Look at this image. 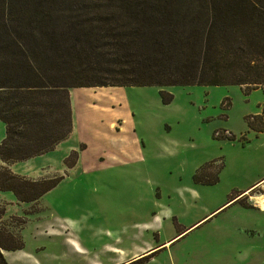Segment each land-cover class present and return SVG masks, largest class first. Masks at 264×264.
<instances>
[{"label": "rangeland", "instance_id": "374dc122", "mask_svg": "<svg viewBox=\"0 0 264 264\" xmlns=\"http://www.w3.org/2000/svg\"><path fill=\"white\" fill-rule=\"evenodd\" d=\"M70 97L71 134L15 168L62 180L38 201H0V227L15 234L26 222L35 264H114L112 248L135 245L146 253L123 264L149 253L136 264H264V210L236 196L264 169V137L244 138L264 128V86L80 87ZM223 130L233 136L215 135ZM68 148L79 153L72 170ZM43 223L58 236H39Z\"/></svg>", "mask_w": 264, "mask_h": 264}, {"label": "trees", "instance_id": "16d2710c", "mask_svg": "<svg viewBox=\"0 0 264 264\" xmlns=\"http://www.w3.org/2000/svg\"><path fill=\"white\" fill-rule=\"evenodd\" d=\"M151 85L264 86V0H0L5 164L67 137L69 88ZM70 155L67 168L78 153ZM5 164L0 190L19 201H37L64 177L30 179ZM23 224L15 234L0 227V264H8L1 249L23 247Z\"/></svg>", "mask_w": 264, "mask_h": 264}, {"label": "crops", "instance_id": "0c3cea01", "mask_svg": "<svg viewBox=\"0 0 264 264\" xmlns=\"http://www.w3.org/2000/svg\"><path fill=\"white\" fill-rule=\"evenodd\" d=\"M116 87H118V86H116ZM74 88H80V87L69 88L70 106H71V97H70L71 96V91ZM84 88H94V87H84ZM101 88H106V87H101ZM71 113H72V111H71ZM73 125H74V121H73V113H72V130H73ZM72 130H71V132H72ZM4 132H5L4 123L0 120V141L2 140V138L4 136ZM71 132L69 134H71ZM259 137H264V130L262 131V130H257V129L253 130L252 129L251 133H249V136H246V134L244 135V138L247 140V142L251 141L252 139H258ZM65 139H63L62 141H64ZM62 141L58 142L54 146V148L52 150L47 151L45 153L30 157V158H27V159H24V160L10 162L8 164H5L3 161L0 160V165H2V164L7 165V167L10 170H12L14 173H16V174L27 175V174H24V173H20V172H18L15 169L18 164L25 163L26 166L27 165L29 166L30 164H32V160L33 159L38 158V157H42V156H45V155H49V154L55 152L58 149V147L60 146V144L62 143ZM140 142H143V141L141 140ZM242 145H244V143ZM85 147H86V145H84L83 148L78 149V150L81 151V150L85 149ZM71 150H73V149H70V148L66 149V151H65V153L63 154L62 157H65L66 155H69V152H71ZM78 158H79V153H78V156H77L75 164L72 167H70L69 170H72L78 164L77 163L78 162ZM35 167H37V166H35ZM27 176H29V175H27ZM32 177H35V176H32ZM263 179H264V169H262L259 172H256L255 174H253L251 176L250 183L246 187H244L243 189L239 190L238 191L239 193L236 196H238L239 194H241L243 192H246V194H244V195L247 196L249 198V200H251L252 206H256L259 209L264 210V209H262V207L258 206V199H259L260 196H264V192L263 191L254 192V190L257 187L255 189L247 191L251 186H253V185H255V184L259 183V182H260V185L264 184ZM2 199H6V201L13 202V199H16V198H15L14 194L11 191H9V190H0V201H2ZM227 201H225L220 206L224 205ZM211 212H209L208 214H210ZM25 223L22 225L21 229L19 230L20 235H21V230L25 227ZM43 224L44 225L40 229H38V232H41V234L39 236H42V235L43 236L47 235L48 237L58 236L57 234H58L60 229L56 228L53 223H51V224L50 223H43ZM37 228H36V230H37ZM21 237H22V235H21ZM68 239L70 240L69 241L70 243H73L72 245H75V247H79V245L75 242V240H71V238H68ZM23 243H24L23 247L19 248V249H15V250L1 249V252H2L3 256L5 257V259L7 260L8 264H35L36 263V258L33 255V253L25 252V248H26L25 247V242L23 241ZM167 243L168 242L166 241V244ZM112 249H115L114 251L118 255V257H117V259H116L114 264L126 263V262H128V261H130V260H132V259H134V258L146 253L145 252L146 247L145 246H138V245H135L132 250L131 249L119 248V247L112 248ZM95 264H99V263L96 262Z\"/></svg>", "mask_w": 264, "mask_h": 264}, {"label": "built area", "instance_id": "2783aa9c", "mask_svg": "<svg viewBox=\"0 0 264 264\" xmlns=\"http://www.w3.org/2000/svg\"><path fill=\"white\" fill-rule=\"evenodd\" d=\"M217 133V134H216ZM215 135H223L226 138L232 137V133L229 130H223V132H215Z\"/></svg>", "mask_w": 264, "mask_h": 264}, {"label": "bare ground", "instance_id": "6f19581e", "mask_svg": "<svg viewBox=\"0 0 264 264\" xmlns=\"http://www.w3.org/2000/svg\"><path fill=\"white\" fill-rule=\"evenodd\" d=\"M258 206L264 208V196H260L258 199Z\"/></svg>", "mask_w": 264, "mask_h": 264}]
</instances>
